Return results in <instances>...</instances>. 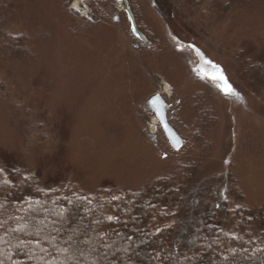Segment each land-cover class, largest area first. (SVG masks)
<instances>
[{"label":"rangeland","instance_id":"obj_1","mask_svg":"<svg viewBox=\"0 0 264 264\" xmlns=\"http://www.w3.org/2000/svg\"><path fill=\"white\" fill-rule=\"evenodd\" d=\"M132 1L154 45L131 33L129 1L131 14L116 0H0V162L89 192L137 188L187 153L197 93L217 117L199 171L231 168L244 203L264 209V89L250 80L261 66L264 81V0H211L184 25ZM156 94L180 157L147 106Z\"/></svg>","mask_w":264,"mask_h":264},{"label":"trees","instance_id":"obj_2","mask_svg":"<svg viewBox=\"0 0 264 264\" xmlns=\"http://www.w3.org/2000/svg\"><path fill=\"white\" fill-rule=\"evenodd\" d=\"M208 1L151 4L165 21L184 25ZM135 27L154 45L152 34ZM260 67L250 80L264 89ZM194 99L186 113L187 153L137 188L89 192L0 162V264H264V209L244 203L231 168L200 172L213 152L209 133L217 117L200 95Z\"/></svg>","mask_w":264,"mask_h":264},{"label":"water","instance_id":"obj_3","mask_svg":"<svg viewBox=\"0 0 264 264\" xmlns=\"http://www.w3.org/2000/svg\"><path fill=\"white\" fill-rule=\"evenodd\" d=\"M117 1L123 3L126 7L127 13L131 14L127 0H117ZM129 22L131 24V32L133 33V35L136 37L144 38L143 35L138 33L135 24L133 23L132 17H129ZM147 106L156 117V120L158 121L159 126L165 138L167 139L169 145L175 151H178L182 147L183 141L167 122V118H166L167 105L165 101L161 98L159 94H156L147 101ZM151 139L154 140L155 136L151 135Z\"/></svg>","mask_w":264,"mask_h":264},{"label":"snow or ice","instance_id":"obj_4","mask_svg":"<svg viewBox=\"0 0 264 264\" xmlns=\"http://www.w3.org/2000/svg\"><path fill=\"white\" fill-rule=\"evenodd\" d=\"M214 80H218L223 84V87L221 88V91L224 92L225 95H229L232 93V89L230 86H228L227 82L224 80V77L222 75L213 77Z\"/></svg>","mask_w":264,"mask_h":264},{"label":"flooded vegetation","instance_id":"obj_5","mask_svg":"<svg viewBox=\"0 0 264 264\" xmlns=\"http://www.w3.org/2000/svg\"><path fill=\"white\" fill-rule=\"evenodd\" d=\"M116 1H117V0H116ZM117 2H118V1H117ZM118 3H119V2H118ZM137 31H138V30H137ZM138 33H139V34H142V33L139 32V31H138ZM138 39H139L140 41H142V42H145V43L147 42V39L145 38V36H144V38H142V37H138ZM147 44H149V43H147Z\"/></svg>","mask_w":264,"mask_h":264},{"label":"bare ground","instance_id":"obj_6","mask_svg":"<svg viewBox=\"0 0 264 264\" xmlns=\"http://www.w3.org/2000/svg\"><path fill=\"white\" fill-rule=\"evenodd\" d=\"M77 6V5H76Z\"/></svg>","mask_w":264,"mask_h":264}]
</instances>
